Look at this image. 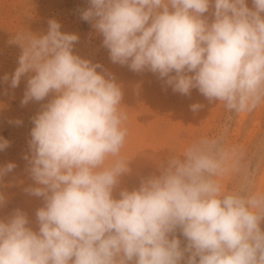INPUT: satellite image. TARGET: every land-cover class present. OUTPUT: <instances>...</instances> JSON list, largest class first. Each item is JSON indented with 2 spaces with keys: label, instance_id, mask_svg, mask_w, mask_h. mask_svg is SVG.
<instances>
[{
  "label": "clouds",
  "instance_id": "1",
  "mask_svg": "<svg viewBox=\"0 0 264 264\" xmlns=\"http://www.w3.org/2000/svg\"><path fill=\"white\" fill-rule=\"evenodd\" d=\"M251 3L87 0L80 19L103 37L113 64L151 72L173 93L196 89L241 115L264 105V0ZM61 27L50 19L46 33L22 30L9 41L21 54L0 83L15 90L27 77L21 106L51 99L32 117L22 156L33 181L24 191L43 200L38 230L19 208L0 219V264H264V188L226 187L248 171L246 149L226 140L227 123L114 195L131 172L121 155L123 92L103 64L74 53L79 36ZM10 146L0 137V152ZM16 167L0 165V181Z\"/></svg>",
  "mask_w": 264,
  "mask_h": 264
},
{
  "label": "rangeland",
  "instance_id": "2",
  "mask_svg": "<svg viewBox=\"0 0 264 264\" xmlns=\"http://www.w3.org/2000/svg\"><path fill=\"white\" fill-rule=\"evenodd\" d=\"M247 6L253 7L251 0H247ZM87 7V0H0V78L13 73L18 66L21 49L9 43L13 35L22 30L46 33L48 21L55 19L62 25L61 31L79 36L74 53L93 63L103 64L121 86V103L128 114L125 124L128 136L121 155L131 161V172L121 178L114 195L118 196L122 188L132 190L139 187L140 180L157 173L168 156L179 154L196 138L220 134L225 123L228 125L225 133L227 142L242 145L247 151L248 161V171L227 179L226 187L251 181L253 187L264 188V105L250 114L228 113L218 102L209 103L196 89L187 96L173 93L151 72L137 73L127 66L113 64L108 50L102 46L103 37L90 23L80 19V12ZM212 11L210 7L204 14L210 22ZM26 81L27 77H23L15 90L6 83H0V137L11 142L9 148L0 152V165L8 162L17 164L14 171L0 181V193L6 198V203L0 207V219L7 220L12 211L19 208L27 213L30 226L38 230L35 213L43 206V200L24 191L33 181L22 156L28 152L32 117L51 96L44 101L21 106ZM194 103H202L204 108L193 113L190 105ZM15 120H21L22 125L16 126L12 123ZM260 227L264 230V221ZM179 238L183 247L186 241L182 236Z\"/></svg>",
  "mask_w": 264,
  "mask_h": 264
}]
</instances>
